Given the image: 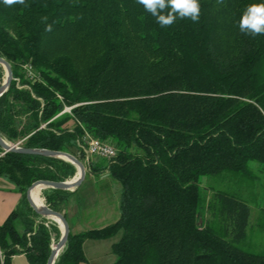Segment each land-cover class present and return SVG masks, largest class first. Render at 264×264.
I'll list each match as a JSON object with an SVG mask.
<instances>
[{
    "label": "trees",
    "instance_id": "1",
    "mask_svg": "<svg viewBox=\"0 0 264 264\" xmlns=\"http://www.w3.org/2000/svg\"><path fill=\"white\" fill-rule=\"evenodd\" d=\"M199 3L198 22L161 27L137 0H0V56L12 70L0 95V136L70 153L120 183L118 219L70 229L53 264H81L84 239L119 230L111 264H264V251L241 248L250 198L242 185H255L254 166L264 165V34L239 29L246 7L264 0ZM85 131L113 144L116 155L85 164L77 143ZM75 173L55 157L0 155V176L20 193L0 224V264L19 253L45 264L60 230L34 211L26 190ZM74 191L41 194L63 213Z\"/></svg>",
    "mask_w": 264,
    "mask_h": 264
},
{
    "label": "rangeland",
    "instance_id": "2",
    "mask_svg": "<svg viewBox=\"0 0 264 264\" xmlns=\"http://www.w3.org/2000/svg\"><path fill=\"white\" fill-rule=\"evenodd\" d=\"M0 71H1V77H0V84H1V82L4 79V69L2 68L1 65H0ZM90 160L93 163L101 164L104 160L106 161L107 159L92 156ZM255 163L256 162L251 161L249 162V166L253 167L254 165H257V163L256 164ZM261 166L264 167V165H261ZM254 167H256L255 171L258 173L260 181L259 179H255L253 181L255 185H252V188H249V189H253V192H255L256 189L258 188L256 185H259L262 183L261 181L262 170H260V167L258 166H254ZM85 170H87L86 172L88 175L90 171L88 169H85ZM105 174H106L105 172L94 173L93 174L94 178L92 179L88 178L89 176L84 177V179L79 184L82 186L77 190L74 196V199L79 207V215H78L80 218V229L79 230L99 228L115 220V215L113 214L112 210L102 211L99 208H97V206L94 205L91 208V211H90L91 213L89 214V216H87V214L83 213L84 210L81 208V206H79L82 198L87 193L86 191L90 189V190H93L92 192L98 193L99 191L104 189V185H107L109 191H112V192L114 190L116 191V195H117L116 200H117L120 183L116 179L110 176H106ZM74 176H76V173ZM220 181L221 179L219 178L216 180L215 179L212 180V178H207V179L203 178L202 184L207 185V186L223 185V182L222 181L220 182ZM242 188L244 189L242 191L246 192L245 194L247 195L248 187L245 185H242ZM253 192L248 193V195L252 199H248L249 200L248 205L250 206V212H249L248 223H247V228H246L247 234H246L245 240L241 244V248L257 253V252L264 251V228H262L264 227V222L261 223L262 221L261 214L258 212V209H256L257 207L264 208V189L255 192V194ZM210 194L211 192H209L208 195L210 196ZM58 228H59V225H58ZM119 236H120V230L115 235L109 238H103V239L86 238L84 239L82 247H83V252H84L86 259L83 262H81V264H111L115 260V255L112 253L111 247H112V244L118 240Z\"/></svg>",
    "mask_w": 264,
    "mask_h": 264
},
{
    "label": "crops",
    "instance_id": "3",
    "mask_svg": "<svg viewBox=\"0 0 264 264\" xmlns=\"http://www.w3.org/2000/svg\"><path fill=\"white\" fill-rule=\"evenodd\" d=\"M92 156H87L86 154L84 155L85 159V164H87L88 161H91L90 158ZM86 169V168H85ZM87 170H85V177L88 178H94L93 174L94 173H88L87 175ZM108 176L107 174H105ZM261 181L262 183L259 185H256L258 188L256 189L255 192L260 191L264 189V167H262V176H261ZM82 185H78L75 187L73 190H75L72 194V196L67 200L63 213H65L67 222L69 224V228L71 229L72 232L77 233L80 231L84 230H79L80 229V218H79V207L74 199V196L77 192V190L81 187ZM252 185H248V193H252L253 189ZM42 189V188H41ZM41 189L39 193H37L36 198L41 201L43 199V196L41 194ZM70 190V191H73ZM120 190V188H119ZM93 190H88L86 191L87 193L84 195L82 198L80 205L81 208L84 210V214H89L91 213V208L95 205L97 208L100 210L104 211H113V214L115 215V220H113L111 223L115 222L118 217H119V211H118V200H119V192H118V198L116 200V191L114 190L109 191L107 185H104V189L99 191L98 193L92 192ZM255 192H253L255 194ZM247 193V195H248ZM97 194V195H96ZM249 196V195H248ZM250 197V196H249ZM20 198V193L15 191L14 185L7 180L4 177L0 176V224L5 221L9 213L15 208L17 205L18 201ZM249 199H252L251 197ZM44 201V199H43ZM258 212L261 214L262 222H264V208H259L257 207ZM249 212H250V206H249ZM110 224V223H108ZM107 225V224H105ZM104 225V226H105ZM262 225V224H261ZM103 227V226H102ZM100 228V227H99ZM264 228V227H262ZM75 230V231H74ZM11 264H29L27 261L25 255L23 253L15 254L11 257Z\"/></svg>",
    "mask_w": 264,
    "mask_h": 264
},
{
    "label": "water",
    "instance_id": "4",
    "mask_svg": "<svg viewBox=\"0 0 264 264\" xmlns=\"http://www.w3.org/2000/svg\"><path fill=\"white\" fill-rule=\"evenodd\" d=\"M0 65L4 69V79L0 84V95H1L3 92L7 90L11 82L12 70H11V66L9 62L1 56H0ZM0 148L2 149L1 155L8 151L20 152V153H26V154H39V155H45V156L55 157V158L69 161L72 164H74L76 167V176L72 177L69 180L52 181V180H46V179H38L32 182L31 185L26 190V197H27L28 203L34 209V211H36L42 216L48 217L56 221L59 225L60 237L58 241L53 246H51L50 253L45 262V264H53L67 240L69 230H70L69 224L65 216L63 215V213L49 208L44 203L43 199H41L40 205H36L35 202L31 198L30 191L35 187H38V191H40V189L44 187H53V188H59V189H65V190H73L84 179L85 167L83 163L77 157L73 156L70 153L60 151V150L22 147V146H18L17 143H12V142L7 141L1 136H0Z\"/></svg>",
    "mask_w": 264,
    "mask_h": 264
},
{
    "label": "clouds",
    "instance_id": "5",
    "mask_svg": "<svg viewBox=\"0 0 264 264\" xmlns=\"http://www.w3.org/2000/svg\"><path fill=\"white\" fill-rule=\"evenodd\" d=\"M3 3L6 6L23 5L25 0H3ZM137 3L155 17L161 27L171 26L177 18L198 22L201 12L199 0H137ZM217 3L223 4V0H217ZM42 20L46 21L47 17ZM239 29L253 37L264 34V3L246 7L239 20ZM45 30L51 32L52 25H47Z\"/></svg>",
    "mask_w": 264,
    "mask_h": 264
},
{
    "label": "built area",
    "instance_id": "6",
    "mask_svg": "<svg viewBox=\"0 0 264 264\" xmlns=\"http://www.w3.org/2000/svg\"><path fill=\"white\" fill-rule=\"evenodd\" d=\"M26 76L29 79L36 78V73L28 64L23 65ZM70 107H64L63 111H69ZM79 147L83 150L84 155L95 156L98 158L112 159L116 155V147L108 141L101 140L84 132L81 138L77 141ZM1 256V253H0Z\"/></svg>",
    "mask_w": 264,
    "mask_h": 264
},
{
    "label": "bare ground",
    "instance_id": "7",
    "mask_svg": "<svg viewBox=\"0 0 264 264\" xmlns=\"http://www.w3.org/2000/svg\"><path fill=\"white\" fill-rule=\"evenodd\" d=\"M37 193H39L38 187H35L30 191V195H31L32 200L35 202L36 205H40L41 201L37 200V198H36Z\"/></svg>",
    "mask_w": 264,
    "mask_h": 264
}]
</instances>
